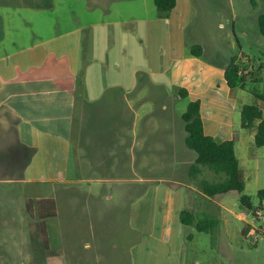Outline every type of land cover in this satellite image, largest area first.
<instances>
[{
    "label": "crops",
    "instance_id": "obj_1",
    "mask_svg": "<svg viewBox=\"0 0 264 264\" xmlns=\"http://www.w3.org/2000/svg\"><path fill=\"white\" fill-rule=\"evenodd\" d=\"M65 3L47 0L34 7L21 0L0 8V187L7 188L0 189V222L16 223L43 243L38 215L76 219L73 210L62 211L73 184L91 182L99 195L113 183L127 185L140 219H146L148 202L173 215L161 225L163 231H180L177 247L164 243L167 260L173 253L175 264H188L195 238L190 230L202 232L182 223L180 212L220 225L226 211L239 216L231 207L240 195L203 192L202 182L217 177L206 167L191 175L196 155L186 146L185 126L167 119L182 120L189 103L200 101L205 133L218 143L235 138L246 188V171L264 163V147L255 144L258 121L249 129L241 121V108L254 96L227 85L225 69L233 57L210 60L203 40L186 36L177 3L166 12L155 0ZM196 44L203 48L201 57L192 54ZM227 103L239 105L238 121ZM263 104L258 106L264 113ZM13 186L22 194L12 195ZM118 212L130 219V204ZM27 213L33 221L24 225L19 216ZM60 218L54 227L59 257L67 249ZM102 239H94L97 248L106 244Z\"/></svg>",
    "mask_w": 264,
    "mask_h": 264
},
{
    "label": "rangeland",
    "instance_id": "obj_2",
    "mask_svg": "<svg viewBox=\"0 0 264 264\" xmlns=\"http://www.w3.org/2000/svg\"><path fill=\"white\" fill-rule=\"evenodd\" d=\"M28 1L38 6L46 4L47 0ZM65 1L62 7L73 2L80 7L95 0ZM104 1L123 4L128 0ZM145 1L152 5V0ZM20 2L21 0H0V8L5 4ZM263 11L262 0H177L176 13L181 18L184 17L186 36L203 40L206 58L216 62L230 60L231 57L238 58L247 77L243 89L254 96V93H264V36L258 25V17ZM252 98V104L260 103L255 96ZM175 110L177 112L178 108ZM226 110L238 121L240 115L237 103H227ZM167 120L172 125H184L181 119ZM260 149V154H264V148ZM192 153L196 155L194 151ZM258 167L259 169L254 165L246 171L244 193L250 196L254 206L259 203L258 191L264 188V163H259ZM163 175L172 176L166 172ZM4 187L0 189H7ZM13 187L10 191L12 195L22 194L21 187ZM127 188V185L121 187L118 183H113L103 195H99V187L91 182L73 184L69 188L73 193L66 198L62 211L65 213L69 209L73 210L72 217L76 219H63L64 214L60 215L61 218L58 214L49 218L50 232H46L45 240L42 231L43 243L36 235L42 227V221L45 223V218H40L39 215L36 236H30L28 229L20 230L16 223L7 225L0 222V264H175V254L171 253V260H167L164 243L177 247L180 231L176 228L163 231L161 228L163 217L171 221L173 215L163 214L161 208L157 210L154 202H148L144 214L146 219H140L138 205L133 206L134 198L126 195ZM235 202L237 205H232L231 209H236L239 216L226 211L220 225L216 219H208L211 221L210 232L197 234L194 229L190 230L195 238L190 239L192 242L188 247V264H264V231L259 229L261 224L254 222L252 212L242 210L239 200ZM129 204L130 219H127L126 214L122 219L118 211ZM22 217L27 220L24 222ZM22 217L19 216L24 225L33 221L29 213ZM59 218L62 226L66 225L63 240L67 249L61 257L58 256L59 239L54 230L59 225ZM13 222L12 217L11 223ZM75 225L77 233L70 230ZM74 233L77 234L75 243L72 239ZM99 236L106 244L97 248L94 239ZM141 238H144L143 245H139ZM150 247L153 252L149 250Z\"/></svg>",
    "mask_w": 264,
    "mask_h": 264
},
{
    "label": "trees",
    "instance_id": "obj_3",
    "mask_svg": "<svg viewBox=\"0 0 264 264\" xmlns=\"http://www.w3.org/2000/svg\"><path fill=\"white\" fill-rule=\"evenodd\" d=\"M176 3L177 0H155L156 7L162 12L170 11L176 6ZM32 6L40 7V5ZM258 25L261 34L264 36V11L258 17ZM191 51L194 56L201 57L203 54V48L199 44L193 45ZM225 78L229 87H245L247 77L241 69V64L238 63V58L233 57L230 60L225 69ZM180 94L182 97H186L187 91L182 90ZM254 96L264 102V93H254ZM200 110V101H193L189 103L186 112L182 115L186 132V146L196 154L195 163L191 167V175L199 172V167L208 168L217 179L215 181H203L201 185L203 192L212 197L216 194L236 191L240 195L239 201L244 207V211L252 212L256 206L252 203L250 196L244 193L245 179L235 152V138L218 143L207 135L204 131ZM241 121L242 126L248 129L254 127V123L258 121L255 144L257 147H264V113L262 109L257 104L244 105L241 108ZM257 196L258 204H262V201H264V189H260ZM56 216V212L50 215H39L40 218ZM180 219L186 225H195L199 232L211 231V221L208 219L196 220L194 214L188 210L180 212ZM42 231L45 235L46 226L43 221Z\"/></svg>",
    "mask_w": 264,
    "mask_h": 264
},
{
    "label": "built area",
    "instance_id": "obj_4",
    "mask_svg": "<svg viewBox=\"0 0 264 264\" xmlns=\"http://www.w3.org/2000/svg\"><path fill=\"white\" fill-rule=\"evenodd\" d=\"M253 220L255 223H260V231H264V201L262 204H258L252 211Z\"/></svg>",
    "mask_w": 264,
    "mask_h": 264
}]
</instances>
